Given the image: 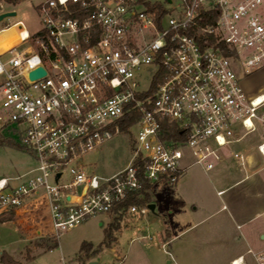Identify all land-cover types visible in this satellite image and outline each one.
Returning <instances> with one entry per match:
<instances>
[{
    "label": "built area",
    "instance_id": "obj_1",
    "mask_svg": "<svg viewBox=\"0 0 264 264\" xmlns=\"http://www.w3.org/2000/svg\"><path fill=\"white\" fill-rule=\"evenodd\" d=\"M179 1L158 26L139 0H43L38 33L21 21L0 30L15 33L0 40V130L35 162L27 175L0 179V216L42 207L59 237L118 209L145 218L150 204L124 208L129 198L175 188L191 166L210 172L224 152L243 168L261 165L264 93L247 97L240 73L264 67V0ZM39 68L45 76L32 80ZM137 114L128 165L110 177L86 173L83 158ZM251 135L254 154L231 148ZM247 253L264 264V249Z\"/></svg>",
    "mask_w": 264,
    "mask_h": 264
},
{
    "label": "rangeland",
    "instance_id": "obj_2",
    "mask_svg": "<svg viewBox=\"0 0 264 264\" xmlns=\"http://www.w3.org/2000/svg\"><path fill=\"white\" fill-rule=\"evenodd\" d=\"M148 1L166 3L168 9L180 4L179 0H172V4L168 0ZM42 2L24 0L14 5L4 0L0 13L15 11L17 16L1 23L0 30L6 23L13 26L21 21L30 34L38 33L42 30V21L37 7ZM13 33L12 30V38ZM240 82L247 97L261 94L264 92V67L249 74L241 72ZM1 103L0 93V112ZM135 133L134 130L132 134L117 135L98 150L87 154L82 161L86 173L110 177L125 168L133 154ZM1 140L10 143L0 145V179L21 177L34 168V160L19 148L17 138L11 131L0 130ZM257 141L258 136L251 135L231 148L248 155L256 151ZM187 181H190L186 187L188 192L192 193L194 189L198 195H207L208 200L211 199L214 205L210 209L198 213L191 209H176L175 215H170L169 210L177 204L176 194L174 188H163L152 192L156 208L145 218L125 214L119 223L114 221L112 215L101 213L59 237L54 235L48 212L42 207L22 217L20 213H9L13 215L17 228L23 223L29 231L21 233L15 224H0V259L6 254L21 264H90V260L97 264H229L226 260L234 251L247 249L242 241L228 240L232 235L240 234V231L228 211L221 209L222 198L217 197L216 192L229 189L227 195H238L239 203H243L244 207L263 210L264 198L255 202L251 195L264 190V158H261V165L254 169L243 168L233 158L218 164L208 174L194 166L188 171ZM19 182L11 181L13 185ZM184 189L183 193H187ZM101 223L104 225L101 226ZM110 223L120 227L117 241L96 257L84 258L80 252L82 244L89 242L94 248L98 246L104 241L105 230ZM168 235L179 237L170 245ZM55 242L57 245L50 249ZM248 257L253 258L250 254ZM249 264L255 263L250 260Z\"/></svg>",
    "mask_w": 264,
    "mask_h": 264
},
{
    "label": "crops",
    "instance_id": "obj_3",
    "mask_svg": "<svg viewBox=\"0 0 264 264\" xmlns=\"http://www.w3.org/2000/svg\"><path fill=\"white\" fill-rule=\"evenodd\" d=\"M252 154H254V152ZM228 158H232L230 156V152L228 151L224 152L223 161H226ZM186 163L189 165L191 163V160L186 161ZM218 164H216V166ZM191 168H194V166H191L190 168H188L185 176L181 179L178 185L174 188V192L176 194L174 196L176 198L175 201H177V204L174 205L173 209L169 210L170 215H175L176 209H181V210L191 209L194 213H198L204 209H210L214 205L213 202H211V199L208 200L207 195H201V194L198 195L197 193H195L194 189L192 190V193L186 190V187L189 184L188 182H190V181H187L188 171ZM254 168H257V167H253V168L251 167L250 169H254ZM203 172L205 174L209 173V172H205L204 170ZM28 173L24 175H27ZM183 189L187 193H183ZM228 192H229V189H222L216 192L217 197L222 198L223 206L221 209L228 211L230 218L234 221V223H237L236 225L237 230L240 231V234H234L230 238H228V240H231V241L233 240L235 242H241V241L244 242L246 244L247 250L243 251L240 249V250L234 251L226 261L227 263L230 264L232 261H234L238 257L239 258L242 257L245 264H249L250 260H252V262L256 264L253 258L249 259L247 251L249 249L254 250V251H260L264 249V209L261 210L259 208H256V210H252L250 207L249 208L244 207L243 203L241 204L239 203L240 198L238 195H227ZM251 196L253 197L252 199L256 200L255 202H257V200L264 198V190L262 192L259 191L257 195H251ZM151 204H155V201L153 200ZM155 208H156V205H155ZM2 216H0V218ZM4 223L15 224L13 220L9 222L0 221V224H4ZM100 225L103 226L104 224L101 223ZM179 235L175 237L171 235L167 236L168 238L167 241L170 243V245L173 244L175 238L179 237ZM92 261L93 260H90L89 262H92Z\"/></svg>",
    "mask_w": 264,
    "mask_h": 264
},
{
    "label": "trees",
    "instance_id": "obj_4",
    "mask_svg": "<svg viewBox=\"0 0 264 264\" xmlns=\"http://www.w3.org/2000/svg\"><path fill=\"white\" fill-rule=\"evenodd\" d=\"M12 4L16 5L24 0H9ZM144 7L146 8L147 11L153 12L156 14V23L158 26L161 25L162 19L164 16H166L169 12L170 9H168L167 4H162V3H152L149 2L148 0H139ZM170 3V0H168ZM161 77L156 78L155 84L158 82L162 81ZM140 118V115H135L132 117L131 121L129 122H124L123 125V131L124 133H128V127L132 125V123L136 122ZM171 131H169V137H174L177 138L178 135L180 134L178 131H176L175 128H169ZM6 143H10L7 140H1L0 145H4ZM20 149H23L21 146H19ZM24 150V149H23ZM150 186L146 185V189H149ZM153 202V195L150 192H144L142 195L141 200H136L134 198H129L127 202L123 205L124 208L129 207L132 204H151ZM122 208V207H121ZM121 209H118L115 211V214L112 215L114 217V221H117L120 223L122 220V216L124 215L122 212H120ZM13 220V215L7 214L6 216H2L0 218L1 222H9ZM120 227L115 226L114 223H110L105 230V239L102 243H100L98 246L94 248V245L89 242H84L81 246L80 252L83 254L84 258H93L102 253L106 248H110L116 241H117V236L119 235ZM57 245V242L53 243V246L50 248L52 249ZM1 264H21L19 262L14 261L11 257L8 255L4 254L1 256Z\"/></svg>",
    "mask_w": 264,
    "mask_h": 264
},
{
    "label": "water",
    "instance_id": "obj_5",
    "mask_svg": "<svg viewBox=\"0 0 264 264\" xmlns=\"http://www.w3.org/2000/svg\"><path fill=\"white\" fill-rule=\"evenodd\" d=\"M17 16V13L15 11H11V12H6V13H3L0 15V22L6 18H12V17H16ZM19 29H21V26L19 25L18 26ZM46 72L43 68H39L37 69L36 71H33L31 74H30V78L32 80L34 79H38L40 77H43L45 76ZM256 158L258 159V157L256 156ZM59 177V175H58ZM149 209L151 210V212H154L155 211V204H150L149 205ZM0 253H1V250H0ZM90 264H97L96 262H91Z\"/></svg>",
    "mask_w": 264,
    "mask_h": 264
},
{
    "label": "bare ground",
    "instance_id": "obj_6",
    "mask_svg": "<svg viewBox=\"0 0 264 264\" xmlns=\"http://www.w3.org/2000/svg\"><path fill=\"white\" fill-rule=\"evenodd\" d=\"M11 31L12 30H9V31H7V32H5V33H3V34H1L0 35V40L1 41H5V42H8V41H10L11 39H12V37H11Z\"/></svg>",
    "mask_w": 264,
    "mask_h": 264
}]
</instances>
